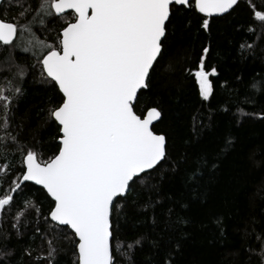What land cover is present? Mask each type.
I'll use <instances>...</instances> for the list:
<instances>
[{
    "label": "trees",
    "instance_id": "16d2710c",
    "mask_svg": "<svg viewBox=\"0 0 264 264\" xmlns=\"http://www.w3.org/2000/svg\"><path fill=\"white\" fill-rule=\"evenodd\" d=\"M7 2L2 1L0 15L26 23L18 16L19 9H4ZM30 2L35 8L39 0ZM253 4L255 10H264V0H239L229 13L216 18L172 6L150 90L141 91L137 105L138 110L145 105L162 109L154 130L167 134L169 156L156 169L136 178L126 198L116 199L121 207L114 206L111 221L117 264H149L158 259V253L163 254L154 247L155 242L172 249L177 240L181 247L174 254V264H258L248 249L258 250L255 237L264 233V119L259 115L264 112V94L250 85L264 79V24L255 20ZM70 19L71 13L48 18L45 26L32 25L33 32L54 43ZM204 19L209 20L207 30L202 27ZM31 38L29 33L18 34L14 42L18 47L0 45V87L11 96L8 124L6 129L0 128V137L7 132L17 138L5 142L7 159H0V167L11 164L15 170L9 171L8 178L0 173V195L19 175L21 148L25 152L32 148L40 159L47 160L59 147V128L49 111L62 102V96L54 82L41 75L38 61L44 51L28 46ZM241 44L253 47L242 56ZM204 47L210 49L206 70L215 67L218 73L210 76L213 94L208 100L200 96L192 75ZM21 68L22 76L18 74ZM2 103L0 117L4 116ZM228 137L233 138V145L222 152ZM203 159L209 166L190 179ZM213 162L215 168L210 167ZM26 185L14 194L11 210L0 216V233H11L7 243L14 250L16 264H34L26 248L36 249L33 257L46 254L48 244L35 228L38 225L47 232L52 223H45L50 202L46 193ZM25 197L41 204V212L37 215L26 209L25 217L17 222L13 217ZM13 223L21 235L11 227ZM49 235L54 237L55 264H76L77 241L69 229L58 226ZM117 242L122 245L119 253L115 251Z\"/></svg>",
    "mask_w": 264,
    "mask_h": 264
},
{
    "label": "snow or ice",
    "instance_id": "6c2138e0",
    "mask_svg": "<svg viewBox=\"0 0 264 264\" xmlns=\"http://www.w3.org/2000/svg\"><path fill=\"white\" fill-rule=\"evenodd\" d=\"M237 3L238 0H39L33 8L30 0H8L3 6L5 10L19 9L18 16L26 23L0 15V45L18 47L14 43L18 34H32L27 45L46 50L38 61L41 75L54 82L62 94V102L49 111L59 128L58 152L42 160L34 149L25 152L21 148L19 175L0 195V216L11 210L14 194L21 193L26 182L41 186L51 198L45 223H53L47 232H42L38 225L35 228V233L48 244L46 254L33 257L36 249H25L34 264H55L54 237L49 233L58 226H66L78 240L76 264H117L111 221L114 206L121 207L116 205V199L126 198L136 178L156 169L169 156L167 134L154 130L162 109L145 105L138 110L137 105L141 90H150L151 74L162 55V37L166 36L172 6L187 7L211 17L228 12ZM252 7L255 20L264 24V10H255V4ZM69 10L72 19L62 27L54 43L35 36L32 25L45 26L48 18L67 15ZM202 27L208 29V19L203 20ZM252 47L241 44V55ZM23 50L29 51V47ZM209 51L208 47L203 48L204 54L192 71L204 100L213 94L210 76L218 74L215 67L206 70ZM18 74H24L22 68ZM250 87L264 94V79L254 80ZM10 99L0 87L4 113L0 128L6 129L8 124ZM259 115L264 119V112ZM7 140L15 142L17 138L7 132L0 137V159H7ZM232 145L233 138L228 137L221 151ZM207 166L209 161L201 160L190 179L202 174ZM216 166L215 162L210 165ZM10 170H15L11 164L0 167L5 178ZM41 207L25 197L13 219L19 222L26 209L39 215ZM11 227L21 235L17 223ZM246 235L251 238V233ZM10 239L11 233H0V264H16L14 250L7 243ZM255 239L259 241L258 250L252 246L248 250L258 258V264H264V233ZM132 247L128 245L129 249ZM154 247L163 254L158 253V259H151L149 264H174V254L181 242L177 240L172 249L161 248L159 242ZM121 248L117 242L115 251L119 253Z\"/></svg>",
    "mask_w": 264,
    "mask_h": 264
},
{
    "label": "water",
    "instance_id": "95a60500",
    "mask_svg": "<svg viewBox=\"0 0 264 264\" xmlns=\"http://www.w3.org/2000/svg\"><path fill=\"white\" fill-rule=\"evenodd\" d=\"M2 1L3 0H0V5H1V3H2ZM194 1V0H193ZM239 1V0H238ZM173 6H177V7H182V6H179V5H173ZM236 5H234L233 6V8L235 7ZM185 8H187V7H185ZM232 8V9H233ZM232 9H229L228 10V12H226V13H223V14H214L213 16H211V17H209V18H216V17H222V16H224V15H226L227 13H229ZM68 13H71L70 12V10H69V12ZM199 14H201V13H199ZM202 16H204V14H201ZM206 17V16H205ZM168 22V21H167ZM167 22H166V24H167ZM164 39V37H162V40ZM57 89H58V87H57ZM59 91V90H58ZM142 91V90H141ZM61 94V93H60ZM61 96H62V94H61ZM159 121V120H158ZM158 121H156V122H154V125L158 122ZM56 123V122H55ZM58 126V125H57ZM60 134V133H59ZM58 144H59V141H58ZM152 170H147L145 173H142L140 176H142L143 174H146V173H148V172H151ZM26 183H30V184H32V185H34V186H36V187H38V188H41V186H38V185H35L34 183H32V182H26ZM42 189V188H41ZM43 190V189H42ZM44 191V190H43ZM45 192V191H44ZM46 193V192H45ZM47 195V194H46ZM49 199H51L50 197H48ZM120 198H124V197H120ZM118 199V198H117ZM53 223V222H52ZM60 227H66V226H60ZM69 231L71 232V230L69 229ZM72 233V232H71ZM73 234V233H72ZM74 235V234H73ZM76 239V238H75ZM77 242H78V240H76ZM78 254V253H77Z\"/></svg>",
    "mask_w": 264,
    "mask_h": 264
},
{
    "label": "rangeland",
    "instance_id": "374dc122",
    "mask_svg": "<svg viewBox=\"0 0 264 264\" xmlns=\"http://www.w3.org/2000/svg\"><path fill=\"white\" fill-rule=\"evenodd\" d=\"M68 21H69V20H68ZM42 51H44V52H45L46 50H42ZM44 52H43V53H44ZM40 53H41V52H40Z\"/></svg>",
    "mask_w": 264,
    "mask_h": 264
}]
</instances>
